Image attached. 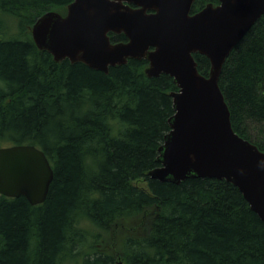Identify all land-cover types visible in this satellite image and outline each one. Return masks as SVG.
<instances>
[{"label": "trees", "instance_id": "16d2710c", "mask_svg": "<svg viewBox=\"0 0 264 264\" xmlns=\"http://www.w3.org/2000/svg\"><path fill=\"white\" fill-rule=\"evenodd\" d=\"M70 1L0 0V146L33 144L53 169L42 203L0 194V264H264V222L235 185L147 174L173 113L170 75L147 76L143 58L105 73L36 46V18ZM193 57L207 75L208 58ZM218 86L233 130L264 151V13Z\"/></svg>", "mask_w": 264, "mask_h": 264}, {"label": "water", "instance_id": "95a60500", "mask_svg": "<svg viewBox=\"0 0 264 264\" xmlns=\"http://www.w3.org/2000/svg\"><path fill=\"white\" fill-rule=\"evenodd\" d=\"M194 0H71L66 12L47 10L30 28L39 49L55 61L67 58L108 71L128 58L145 59L147 76L170 75L168 118L148 176L179 183L189 177L224 179L235 185L264 222V151L238 135L218 86L221 66L233 46L264 13V0H219L191 13ZM109 32L127 40L112 42ZM205 55L207 75L193 53ZM53 169L33 144L0 146V194L42 203Z\"/></svg>", "mask_w": 264, "mask_h": 264}, {"label": "rangeland", "instance_id": "374dc122", "mask_svg": "<svg viewBox=\"0 0 264 264\" xmlns=\"http://www.w3.org/2000/svg\"><path fill=\"white\" fill-rule=\"evenodd\" d=\"M251 133H255L254 129H251ZM103 244H105V242H103V241H101V242L98 241V243H97L99 248L103 247Z\"/></svg>", "mask_w": 264, "mask_h": 264}]
</instances>
